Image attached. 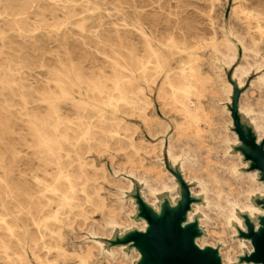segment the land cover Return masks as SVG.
Here are the masks:
<instances>
[{"label": "bare ground", "instance_id": "obj_1", "mask_svg": "<svg viewBox=\"0 0 264 264\" xmlns=\"http://www.w3.org/2000/svg\"><path fill=\"white\" fill-rule=\"evenodd\" d=\"M241 3L235 12L248 18L249 27L256 23L264 33V11L249 10L246 0ZM119 20H125L122 0H0V228L6 231L1 251L11 262L23 259L30 247L39 264H60L69 255L80 256V264H88L83 254H91L97 246L106 264L129 263L125 261L127 244L107 247L106 240L94 237L95 244L85 242L82 250L74 248V253H69L63 244L48 242L46 235L56 232L53 225L74 213L87 219L88 204L102 210V220L93 221L95 227L111 228L115 236L117 228L129 226L137 207L135 201L128 204L122 195V179L114 178L119 188L111 203H105L97 189H89L96 182L91 171L97 165L86 154L94 148L108 149L113 143H123L122 130L127 129L128 121L124 112L132 107L155 137L142 141L146 152L151 154L158 148L163 152L167 147L176 165L179 159L175 147L188 148L181 169L185 171L188 165L195 169L204 193V207L217 210L222 230H205L211 235L220 234L227 246L226 264H255L239 262L233 253L234 245L227 244L233 237L228 234L239 232L238 226L246 229L241 214L256 220L264 212L254 202L255 196H264L259 170L243 171L239 167L248 162L243 152L236 151L242 140L232 129L229 104L233 102L234 81L242 88L239 111L257 132L264 128V36H237V41L226 38L229 51L222 65L218 62L221 47L215 36H160L157 29L151 27L148 31L142 26V15L133 17L131 23ZM150 21L155 22L154 18ZM124 24L138 30L140 46L129 44ZM91 37L103 45L106 55L105 68L99 72L89 71L84 61H75L76 53L69 47L73 38L85 57ZM47 39L57 42V48L49 46ZM251 55L255 56L254 62L249 60ZM107 67L111 74L106 73ZM41 71L48 73L46 78L38 76ZM254 73L257 76L252 78ZM64 104H70L72 115L63 110ZM44 105L45 112L41 109ZM169 109L184 119L174 123L173 134L170 124L159 118L161 111L167 114ZM131 143L135 146L133 139ZM20 151L32 153L33 160L42 167L43 177L32 174L36 194L27 185L19 189L14 181L16 171L22 172L18 167ZM192 152L193 157L203 156L208 163L205 165L210 184L192 166L197 162L190 157ZM215 153L219 166L213 164ZM151 170L160 193H173L179 188L178 180L163 167L162 159L152 160ZM140 182L150 186L148 181ZM129 189L134 191L133 182ZM79 191L85 195L83 200ZM13 204L17 207L14 210ZM36 212H41V217H36ZM203 212L208 221L210 215ZM11 213L16 214L10 218ZM23 214L30 216L41 232V248L45 249L41 255L36 251L38 238L19 221ZM122 218L125 222H121ZM237 240L240 245L245 241L242 237ZM249 250L253 251V246Z\"/></svg>", "mask_w": 264, "mask_h": 264}, {"label": "rangeland", "instance_id": "obj_2", "mask_svg": "<svg viewBox=\"0 0 264 264\" xmlns=\"http://www.w3.org/2000/svg\"><path fill=\"white\" fill-rule=\"evenodd\" d=\"M122 1L124 2L125 20H119L120 22L125 23L127 20L131 23L133 17L142 15L144 17L142 26L148 31H151L152 28L157 29L156 33L160 36L170 33H174L178 37H182L183 33L187 36H206L207 38L215 36L221 47L218 62L222 65L224 64L223 59L229 51L225 43L226 38L237 41V36H264L263 31L257 28L256 23L249 27L248 18L244 14L235 12L234 9L242 4V0ZM245 4L249 10L264 11V0H246ZM151 18H154L155 22L150 21ZM131 25L124 24V34L130 35L124 37L128 39L129 44L138 47L142 40L141 35ZM129 28L131 31H128ZM88 40H90L91 45L88 51L82 47L86 50L87 55L85 57L83 54L81 55L83 52L80 48L81 45L75 43L73 38L69 41V47L76 53L75 61H84L83 63L87 64L86 68L89 71L99 72L105 68L107 63L106 55L103 52L104 47L95 38L91 37ZM46 42H50L49 46L57 48V42H51L48 39ZM106 50V52L109 51L108 47ZM60 54L63 56L64 51ZM249 60L254 62L255 56H249ZM106 69V73L111 74V70L108 67ZM231 74L232 71L229 73L230 77ZM47 75L46 71H41V74H38L41 78H46ZM256 76L257 74L254 73L251 77ZM233 83L235 92L233 102L229 104L233 116L232 129L237 132L242 140L241 147L236 148V151L243 152L244 161L248 162V164L241 163L239 167L243 171L258 169V179L264 182V128L257 132L250 119L239 111L238 102L242 88L238 87L234 81ZM152 98L160 107V101L154 94ZM41 109L45 112L46 106L44 105ZM63 110L71 115L73 113L70 104H64ZM125 111L124 115L128 121L127 129L122 130V136L125 137L123 143L121 145L113 143L108 149L94 148L86 155L90 156L97 165L94 171L90 170L91 174L96 177V182L89 189H97L105 203H111L115 197V191L119 188L114 178L122 179L123 186L120 187L122 195L125 196L128 204L135 201L137 207L129 221V226L124 229L117 228L115 236H113L111 228L99 229L95 227L93 221L100 222L102 220V210L98 205L88 204L89 217L87 219L78 216L76 213L64 218L63 222L53 225L56 232H48L46 240L51 243L63 244L69 253H74L75 249L82 250L81 246L84 247L85 242L95 244L93 242L94 237L106 240L107 247H115V245L124 243L128 245V255L125 256V261L129 262L128 264H226L224 259L227 246L220 239V234L214 232L216 235H211L205 230L208 228L217 232L222 230L217 210L204 207V193L202 185L195 177V169H190V165L185 171L181 169L182 160L189 154L188 148L181 145L175 147L176 157L179 159L176 165H173L170 160L167 147L164 148L163 152H160L159 148L151 154L146 152L141 145L142 141L146 142L155 137L149 134L134 108L128 107L125 108ZM159 118L170 124L169 131L176 121L179 123L184 121L182 115L175 110H170L167 114L161 111ZM175 129L170 134L175 133ZM164 135L168 136V133L166 132ZM132 139L135 146L131 143ZM20 154L22 158L19 159L18 167L21 168L22 172L16 171L14 181L19 189L23 190V187L27 185L36 194L37 183L32 174L40 173L43 177L42 167L38 161L33 160L32 153L20 151ZM193 154L194 152L190 154V157L195 158L197 162L193 163L192 166L198 168V173L203 175V179L207 181V166L205 164L208 163L203 159V156L193 157ZM216 154H213L215 157L213 164L219 166L221 164L216 160ZM160 159L163 161V167L170 174H174L179 182V188L173 193H160L159 185L152 178L151 161L154 160L155 162ZM88 167L92 169L90 164ZM140 179L148 181L150 186L140 182ZM132 182L135 185L134 191L129 189ZM207 184L210 182L207 181ZM79 193L80 199L83 200L85 198L84 193L82 191ZM97 200V202L101 201L100 199ZM254 202L264 208V196H255ZM198 204L201 205V208L196 210ZM11 207L12 210L17 208L14 204ZM203 210L210 215L208 221ZM191 211L194 212L193 215H190ZM13 214L16 213H11L9 217L11 218ZM39 215L41 212H36V217H41ZM241 215L244 218L246 229L238 226L239 232L228 234L229 238L233 237L227 244L234 245L233 253L235 257L238 256L239 262L248 261L264 264V212L259 213L256 220L247 213ZM143 219L147 223H144ZM120 220L125 222L124 218ZM19 221L23 226L26 225L30 235L38 238L39 246L36 251L41 255L45 249L41 248V232L38 226L30 216L25 214L20 216ZM59 233L61 237H59ZM204 235H206V240L203 239ZM5 237V229L0 228V244ZM238 237L245 240L242 245L239 244ZM198 241L203 244V247ZM16 243L14 240L13 245ZM251 246H253V251L249 250ZM83 255L88 264H106V259L97 246L93 247L91 254L84 253ZM80 262L81 257L76 255H69L60 260V264H80ZM0 264H39V259L36 257V253L28 247L23 259L11 262L5 258L0 249Z\"/></svg>", "mask_w": 264, "mask_h": 264}]
</instances>
